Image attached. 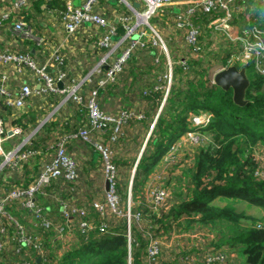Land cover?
I'll return each instance as SVG.
<instances>
[{
    "label": "trees",
    "instance_id": "trees-1",
    "mask_svg": "<svg viewBox=\"0 0 264 264\" xmlns=\"http://www.w3.org/2000/svg\"><path fill=\"white\" fill-rule=\"evenodd\" d=\"M216 4L217 7L211 11L198 7L191 16L190 21L195 26H199V36L195 44L188 41L186 36L182 38V46L186 49L182 53L184 56H179L176 53L174 43L171 45L169 40L166 39V42L163 38L164 44L168 43L172 51L170 54L163 52L164 58L161 63L164 64L158 67L160 73L153 76L158 83L151 84L149 89H145V94L143 91L139 93L146 101L147 109L144 113L138 114L131 108H123L118 111V115L123 110H128L131 113L120 127L118 126L116 129V123L110 122L106 129L99 132L93 126L86 106L88 96L95 87L98 88L97 100L102 109L99 96L101 97L105 91L114 89L112 85L122 75H125L123 81L130 79L131 83L135 84L140 82L141 78L151 74L152 66L149 64L147 65L149 69L140 73H136L138 71L136 67L130 66V69L126 67L129 61L131 64L135 60L137 62L139 54H136L135 51L137 49V52L139 51L138 47L131 50L130 56L123 63L121 70L116 72L113 81H109L104 87L98 86L97 83H84L83 91H81L82 102L68 99L71 102L70 108L56 113L52 119L47 120L39 128L20 149V151L32 150L34 154L26 160H19L20 166L17 169L18 165L12 164L14 169H22L26 171L27 175L19 176V179H15L13 182L8 179L10 181L6 183L7 179H5L6 188H2L6 191L21 187L27 188L29 184L35 183L45 166L50 164L57 155L58 142L67 135L85 128L93 132L90 135L93 142L70 138L66 143L67 154L73 158L76 157L68 150V147L71 149L75 142H81L86 146L87 143L96 145L94 142H98L107 147L108 155L117 167L113 177L116 180L115 187L121 207V201L123 198H127V183L131 176L130 170L133 167L135 169L134 184L132 185L134 198L137 191L138 194L141 191L139 186L143 184V177L150 174L163 161L165 154L167 158L171 155V157L180 158L178 152H184L181 144L189 139L186 138L189 137L187 132L201 133L199 131L201 128L203 133H214L212 135L215 142L205 140L200 144L188 142L196 146L193 152L194 163L190 171V184L185 190L189 194L178 192L174 199L170 200V191L163 188L167 193L168 204L173 201L170 203L168 211L164 212L162 205L155 208L154 206L158 202L154 197L150 205L144 206L142 210L138 209L141 207H131V213L128 216H123L117 210H113L108 203L109 185L105 190L104 199H97L106 204L107 209L104 213L95 209L93 201L90 206L74 203L71 190L83 183V177L87 180L91 172L87 163H84L86 154L83 153L84 150H80L76 153L79 159L74 158L76 175L73 178L65 177L63 170L62 175L52 178L36 192L35 202L41 208L43 222V224L37 225L44 228L42 230L43 238L42 232L39 234L31 232L20 219L19 213L30 215L33 219L36 217L33 209L25 207L19 200L7 206L11 218L0 214V223L5 227L12 225L17 240L15 243V241L5 238L4 230H0V264H145L144 254L149 244V237L161 234L159 227L164 229L163 232L172 233V225L175 223L176 228L186 229L193 225L194 229L198 227V230L203 228L213 230L215 236L218 234L219 241H211L210 244L215 246H220V243L226 244L227 247L235 249L238 254H242V256H237V264H264V217L257 220L252 219L250 212L243 211L247 206L252 205L264 209V175L260 173L258 164L254 162L252 157L255 156L251 151V146L257 141L264 144V73L259 72L253 62L247 64L242 62L251 83L247 90V103L237 104L234 102L231 88L226 90L208 77L207 69L213 62V58H219V54L213 50L205 55L204 45L200 42L203 33L217 32L221 41L228 40L230 46L235 44L227 50L226 57H223L222 61L225 63L223 66L226 67L230 63H234L241 67L239 64L242 63L237 60L241 55L242 41H247L249 35L251 36L254 25L258 26L260 22H264V0H217ZM175 8L178 9L177 6L165 5L163 9H170L172 13L180 11ZM226 12L230 13L228 22L238 24L240 27L238 29L240 38L236 40L230 38L225 29L209 26L212 19L222 14L225 15ZM175 14L172 15L173 19ZM159 19H161L159 15L153 17L152 21L156 28ZM173 23L178 30L184 32L189 27ZM158 30H160L159 27ZM118 31L125 32V27L121 24V29L118 27ZM161 32H165V28H162ZM133 36H137V34L135 33ZM261 36L264 37V32L261 33ZM147 39L144 44L139 45L140 49L153 55L154 47L157 49L158 47L150 39L146 42ZM196 45L199 47L197 48ZM236 48L240 50L237 53H235ZM12 49L29 52L38 63L36 54L31 52L27 46L24 49H20L18 46ZM106 68L107 66L102 69ZM168 70L169 74H167ZM163 73L165 74L161 76ZM157 75L159 76L157 77ZM167 77H172L170 84L167 83ZM161 83L165 85L160 87ZM165 89H169V91L166 93ZM55 94L57 93H48L50 97H54ZM0 102L1 105L5 104L3 97L0 98ZM190 110L198 115L206 114L207 121L202 123V127L193 124L187 129L186 119ZM109 115L118 116L114 113ZM154 120L151 134L136 165L135 162H137L136 159H138L137 156L142 147H140L141 141L139 143L138 138L143 137L145 131L146 133L149 131ZM27 122L31 123L32 127L27 125ZM13 123L28 132L35 126L36 119L28 117L17 119L15 117ZM136 135L137 137H135ZM215 144L218 146L214 147ZM96 147L98 146L96 145ZM169 149L170 153L167 154ZM99 154L103 158L102 153ZM34 158L37 160L38 166L32 174L27 169V162L30 163ZM245 164H248V168H245ZM255 170L260 173V176L254 175ZM88 171L89 174H86L85 172ZM213 172L216 173L213 174ZM103 174L105 181L108 182L104 168ZM152 175L156 177L158 183L162 180L158 179L156 174ZM160 187L158 185L155 188ZM55 204L57 205L56 209L54 208ZM123 206L126 210V201ZM81 209H83V213L79 212ZM73 216L75 218L72 220ZM196 216L198 217L196 218ZM131 218H134V221ZM82 221L92 223L93 226L90 229L84 228L81 226ZM17 223L25 226L28 233L39 236L41 247L43 246V249L46 250L45 255L36 253L41 248L37 246L33 247L36 251L32 250L30 253H27V250L24 251L25 246L29 245H22L18 240L17 226L15 225ZM128 226L132 228L130 238ZM170 228L172 229L170 230ZM134 229L136 231L133 234ZM59 236L62 237V241L72 242L66 246L64 251L56 245L51 248L54 238L56 237V242ZM76 242H80L79 247H75L72 251L69 250ZM189 250L190 247L186 250V245L183 246L178 242L175 250L165 253L162 245L161 259L164 260V264H173L176 257L177 264H186L182 257L188 254ZM60 254L63 257L57 259ZM11 260L15 262H11Z\"/></svg>",
    "mask_w": 264,
    "mask_h": 264
},
{
    "label": "built area",
    "instance_id": "built-area-1",
    "mask_svg": "<svg viewBox=\"0 0 264 264\" xmlns=\"http://www.w3.org/2000/svg\"><path fill=\"white\" fill-rule=\"evenodd\" d=\"M123 1L129 5H133V2H139V6L144 7L142 13L147 15V19L152 17L151 15L154 13H158L162 6L185 5V8H181L180 11L174 15V22L178 26H189L185 31V36L188 41L192 42L193 44L197 42L199 36V26H195L190 21L191 16L195 13L198 7H201L206 11H211L217 7V0H130L131 3H128L129 0ZM34 2L35 0H11L7 6L4 5L3 7L5 11L0 16V25L9 23L12 25L10 27L11 33H14V35L19 37L20 40L34 41L35 43L42 45L47 42V39L35 31L27 18L28 9H30ZM98 2L99 0H82L80 4H74L72 1H69L66 4L65 8L60 14H62V20L68 35L74 33L87 23L104 26L106 31L102 36L96 39L95 43L99 47H108L111 52H114L119 48L126 36H133L135 33L137 36H135V38L130 37L131 40L128 45L117 51L114 61L99 63L95 71L92 73L97 78L90 75L87 81H80L74 85H69L66 83L68 78L66 72L59 71L57 76L51 74L44 66H39L35 58L29 52H21L11 48L1 49L0 64L2 67L0 69V98L3 97L6 106L12 108H23L33 93L48 94L58 92L63 93L66 99H73L75 101L82 102L83 95L81 94V91H83L84 83H88L92 78H96V83L98 86L104 87L109 81H113L115 79L116 72L121 70L123 63L130 56L131 50H133L137 44L142 45L145 43V33L143 31L133 32V28H130L127 29V34H124V37L116 42L115 36L119 32L118 27L116 24H113L105 14L95 10V6ZM221 4L225 5L224 3ZM138 9L135 10L137 13L139 12ZM229 17L230 13L228 12H226L225 15L222 14L220 16H216L215 19L211 20L209 26L213 25L216 28H223L225 31H227V34L230 30L235 29L237 33L236 38H240L238 34V29L240 27L238 24L228 22ZM120 19L123 23L128 22V17H125V15H121ZM253 27L254 28L251 36L249 35L247 41H242V62L245 64L253 62L257 70L261 73H264V37L261 36V33L264 32V22H260L258 26L254 25ZM196 47L198 48L199 46L196 45ZM53 57L59 63H63L64 61V56L58 48L56 49ZM103 63H106L107 65L105 70H103L102 68L104 67L101 66ZM27 70L30 71V75H32L34 79L31 81H24L21 87L16 91H14L15 89H11L9 86V80L13 72H16V74L21 73L22 75ZM60 82H62L61 86L59 85ZM35 83L37 85H35ZM97 96L98 88L95 87L88 96L86 104L93 126L97 129V131L102 132V129H106L110 122H115V126H117L116 129H118V126L120 127L121 123L126 120V117L131 112L128 110H123L121 111L120 115L112 117L100 108ZM200 116L202 117L204 115ZM206 121V117H204L203 120H195V122L198 124L206 123ZM6 133L7 130H5L3 119L0 116V147L1 143L8 138ZM70 138H80L85 141L93 142L91 141L89 131L85 128L75 131L59 141L57 155L50 162V164L45 166L35 183L29 184L27 188L21 187L8 189L0 198V214L9 216L11 218L7 206L16 200H19L25 207L33 209L35 213L34 216L36 217V219H34L35 222L37 224H43L41 218V208L38 207L35 202L37 199V190L43 184L50 182L52 178L62 175L63 170L64 176L69 179L76 175L75 159L67 154L66 151V143ZM94 143L98 146L103 154V168L107 177L106 180L108 181L109 185V189L107 191V201L113 210H117L123 216H128L130 212H126L125 209L119 206V196L115 187L116 180L113 177L116 173L117 167L108 155V148L101 143ZM21 147L22 145L20 144L14 149L12 148L11 150L1 151L0 154L4 156L6 164H18L19 160H26L34 154V151L32 150L20 151ZM261 174L264 175V171H261ZM154 189L155 200L158 202V204L154 207L156 208L158 205H162L164 208L163 211H168L171 205L167 202V193L162 188ZM92 204L95 209L97 208V210L101 211L102 213H104V211L107 209L106 204L100 202V200L93 201ZM79 212L83 213V209L79 210ZM15 225L17 226L18 240L22 245H34L39 248L41 247V242L38 235L28 233L25 226L23 227V225L19 223ZM44 226L46 225L44 224ZM81 226L90 229L93 225L92 223L82 221ZM187 229H190L191 232L196 233L203 232L202 229L198 230V227L194 229L193 225ZM101 230L104 231L105 229ZM128 236L129 238L131 237L130 230L128 232ZM162 239L163 238L161 235L156 234L149 237V244L144 254L145 264H162L163 259H161L160 253L161 246L163 245ZM198 246H195L194 250H196V252H190L186 255H183L182 259L186 264H232V260L221 259L220 255L226 251L231 256L233 255V257H235V261L238 256L236 250L229 247H227V250L223 248L221 252L215 250V248L219 246H215L214 244H211L210 246L211 251L210 249L206 250L204 246L203 247L205 251H201ZM206 251H209V253Z\"/></svg>",
    "mask_w": 264,
    "mask_h": 264
},
{
    "label": "rangeland",
    "instance_id": "rangeland-1",
    "mask_svg": "<svg viewBox=\"0 0 264 264\" xmlns=\"http://www.w3.org/2000/svg\"><path fill=\"white\" fill-rule=\"evenodd\" d=\"M118 1L121 3V7H122V10H124L123 13H124L125 17H128V22L126 23L125 32H120V33H125V35H126L128 32L127 29H130V28H133V32L143 31L145 33L144 39L149 38L150 41L154 45H156V47H158L159 50L154 47L155 52L153 55H150L148 52L146 53V51L144 49L139 48L138 52H137V50H138L137 49L135 51V53L139 54V58H138L137 62L135 60L133 62V64H131L129 61L126 65L127 69H130V66L136 67V69H138V71L136 73H140L143 70L149 69V67H147V65L149 64L152 66L151 74L147 77L141 78L140 82L138 81L135 84L131 83L130 79L123 81L125 75H122V77H120L119 80L117 79V82L114 85H112V86H114V89H112L111 91H105L104 93H102L101 97L99 96V101H100V104H101L103 111L105 113H108V114L114 113V115H118V111H120L123 108H131V109L135 110L138 114L140 112L144 113L145 110L147 109L146 101L141 95H139V93H141V91H143V93L145 94V92H144L145 89H149L151 84L158 83L153 78V76L156 73L157 74L160 73L158 67L162 66L164 64V63H161L162 58H164L163 52L165 51L167 54H170V51H172L171 47H169V44L168 43L164 44V42L167 39V40H169L171 45H172V43H174V49H175L176 53L179 56H184V54H182V53H184L186 49H185V47L182 46V38L185 36V32L183 30H178L175 27V25L173 23L174 19L172 16L173 13L171 12L170 9H163L165 6L163 8H161L163 10H160L159 13H154L153 15H151L153 17L154 16L156 17V15H159V17L161 18V19H159V22H158V25L156 28L155 25L153 24V21H152L153 17L148 18V19L146 17L141 18L138 16L137 12L135 11L136 9H138V7H133L134 8L133 9L131 5H130L131 7L130 6L128 7L126 5V3H123L124 2L123 0H122V2H121V0H116V2H118ZM128 3H131V1L129 0ZM175 9H177V8H175ZM138 10H139V12H143L144 7H141ZM158 27L160 28V30H158ZM162 28H165V32H161ZM210 34L209 33L208 34L203 33V36L201 35L202 37H200V42L202 45H204L205 55L208 54L209 52L213 51V50L219 54V58H216L218 60L213 58V62L211 63V65L207 69L208 77L210 78V80L211 79L214 80L215 73L224 67L223 65L225 63L222 61V59H223V57H226L227 50L230 47L234 46L235 44L230 46L228 40L221 41L219 36L217 35V32H213ZM228 34L234 40L237 39L236 38L237 33H236L235 29L230 30ZM122 35H124V34H122ZM158 35L160 36V38ZM130 37L132 38L133 36H128L124 44H126L127 42H130ZM163 38H165L164 39L165 41L163 40ZM120 39H122V38L117 37L115 41L117 42ZM148 41L149 40H146V42H148ZM210 42H212V43L210 44ZM121 48H119V50ZM238 51H240V50H238V48H236L235 53H237ZM241 53H242V50H241L240 54ZM157 59H159V60L156 61ZM229 59H232V58H229ZM237 61L242 63V56L241 55ZM230 64H234V63H230ZM242 64H239V65L245 66L244 64L243 65ZM164 74L165 73L161 74V76H163ZM167 74H169V70H168ZM158 76L159 75H157V77ZM168 78H169V82H168ZM171 82H172V77L171 78L167 77V83L170 84ZM117 84H119V85H117ZM162 85H165V84L161 83L160 87H162ZM157 88H159L158 85H157ZM165 91L167 93L169 91V89H165ZM204 117H205V114H204V116L201 117L200 115L195 113L193 110H190L188 112L187 119H186L187 120V129H189L193 124L199 126V124L196 123L195 120H203ZM154 122H155V120L153 121V124L150 126L149 131L147 133L145 131L144 136L138 138V142L140 143V141H141L140 147L141 146L143 147V145L145 143V139L147 138L148 134L149 133L151 134ZM43 123L44 122H41L38 126H41ZM13 130H15V129H13ZM20 131H21L20 128H18V132H20ZM199 131L201 133H197L196 135H194V132H192V131L187 132V135L189 137H186V138H189V139H187L186 141H184L181 144V147H182L184 152H178V153H180L179 154L180 158L171 157L172 155L169 156L168 159L160 162L158 164V166L152 172H150V174L148 173L147 175H145L143 177L144 178L143 184L141 186H139L141 191L139 192V194L137 191L134 198H133V191H132V185L134 184V176H135L134 167L130 170L131 176H129L128 183H127V198H123V200L121 201V207L123 209H124L123 204L125 205V201H126V205H127L126 212L129 211L131 213V207H133V208L141 207L138 209L142 210V209H144V206H149L151 201L155 197V194H154L155 189L154 188L158 185L161 186L160 188H162V189L167 188L170 191V200L172 198L174 199L175 194H177L178 192H181L185 195L189 194V192L185 191V190L187 189V186L190 184V171L193 168V163H194L193 162V157H194L193 152H194L196 146L191 145L188 142H194L195 144H200V142H202L204 140L207 142H215V138L212 135L214 133H203L201 128L199 129ZM89 133L91 135L93 132L89 131ZM14 134L17 135L18 133H14ZM135 137H137V135ZM6 141L7 140H4L1 143L0 153L2 150L7 151V150L12 149V148H10L9 145L6 146ZM15 144H17V142ZM263 145H264L263 143H261L260 141H257L254 145L251 146L252 147L251 151H252L253 155L255 156L252 158H253L254 162L258 164L260 173H261V171H264V147H263ZM216 146H218V145L215 144L214 147H216ZM142 147H141V149H142ZM68 150H69V152L71 151L76 156V157H74L76 159H79V157L77 156L76 153L80 150H84L83 153L86 154L85 161L88 162L89 166L91 165L90 161H94L92 163V165H95L97 167V168H94L92 170L93 175L89 176L88 179L86 180V181H88L89 179L91 180V188L84 191V194L80 192L82 194L80 196V198L83 197L84 202L87 201L88 199H93L92 201H95L97 199H104V193H103V189H102V187L104 186V174H103L104 160H103V158H101V156L99 154L101 152V150L98 147H96V145L87 143V146H86V145H83L81 142H75L74 145H72L71 149H70V147H68ZM135 150H137V149H135ZM139 155H140V153L137 156L138 160L141 157V155L140 156ZM1 157L4 158L3 155ZM17 165L18 166L16 167V169L20 166V164H17ZM134 166H135V164H134ZM7 168L9 170H11V172H12V175H13L12 180H13V178H17V174L14 172V165H12V164L8 165L7 164ZM245 168H248V164H245ZM233 170H235V169H233ZM11 172L9 173L10 178H11ZM153 173L158 176V179H160V178L162 179L159 183H158L156 177L152 175ZM215 173L216 172H213V174H215ZM260 173L257 170L254 171L255 176L256 175L260 176ZM19 174L24 175L25 173L21 169L18 173V176H19ZM132 175H133V178H132ZM82 182L83 183L85 182V177H83ZM170 203H173V201H171ZM243 211L244 212L250 211V213L252 214V219H259V218L264 217V209L260 208L259 206H257V207L254 206L253 208L246 207L245 209H243ZM197 217L198 216H196V218ZM131 220L134 221V218H131ZM129 230L132 231V228L128 226V232H129ZM202 230H203V232L196 233V232H191L190 229H187L186 231H184V234H183L181 239H179V238L173 239L170 237V238L165 239L164 241L170 245V251L171 252L173 250H175L178 242H180L183 246L186 245V250H188L190 247L189 253L190 252H196V250H194V249H195V246H198V245H199L198 248L201 249V251H205L204 247L206 250L210 249V251H211L210 242L211 241H219V237L217 236L218 234L216 236L213 235L214 234L213 230L211 231L207 228H203ZM135 231H136V229H134L133 234L135 233ZM131 235H132V233H131ZM71 243L72 242H70V241L65 242V240H63L64 246H69ZM223 248H225L227 250L226 244L220 243V246L215 248V250L222 252ZM206 252L209 253V251H206ZM237 255L242 256V254H237ZM179 258H181V257L179 256ZM220 258L232 260V264H236L235 257H233V255L231 256L226 251L223 252L222 255H220ZM11 262H15V261L11 260ZM241 264H243V263H241Z\"/></svg>",
    "mask_w": 264,
    "mask_h": 264
},
{
    "label": "crops",
    "instance_id": "crops-1",
    "mask_svg": "<svg viewBox=\"0 0 264 264\" xmlns=\"http://www.w3.org/2000/svg\"><path fill=\"white\" fill-rule=\"evenodd\" d=\"M11 0H0V16L5 11L3 8L4 5H8ZM72 1L74 4H80L82 0H36L30 9H28L27 12V18L28 21L31 23L35 31L41 35H43L47 42L44 44H37L34 41H27L23 42L20 40L19 37L14 35V33H11L10 27L11 24H3L0 25V49H6V48H13L17 47L20 49H24V47H28L31 52L35 53L38 59L39 65L44 66L47 71L53 73L54 75H58L59 71H64L67 73V84L74 85L77 82L80 81H87L90 77H96L93 73L95 71L96 67L99 65L100 62H112L116 58V53L119 50V48L124 47L128 45L129 42L126 44L125 41L128 36L125 37L123 40V45L121 44L119 48L111 52L108 47L102 46L99 47L96 45L95 41L98 37L102 36L103 33L106 31L104 26L101 25H95V24H85L81 28H79L74 33L68 35L64 23L62 20V14L61 11L65 8L66 4ZM122 2V0H121ZM123 3H126L125 1ZM134 3V2H133ZM126 5L129 7L130 5L126 3ZM132 8L135 7L134 5H131ZM130 6V7H131ZM140 7V6H139ZM178 10L181 8H185L184 5H177ZM97 11H100L101 13L105 14L108 19L114 24L116 23L117 26L121 29V24L123 27L126 28V23H123L120 19L121 15H124V10H122L121 3L116 0H99L97 5L95 6ZM128 10V9H127ZM177 11H174L173 14H175ZM179 12V11H178ZM248 17V16H247ZM118 32V34L115 36L116 38H122L124 35ZM135 38V36H133ZM131 40V39H130ZM119 41V40H118ZM140 44H137L135 48H140ZM59 49L63 56L64 61L63 63H59L54 59V53L56 49ZM122 49V48H121ZM120 49V50H121ZM105 68L106 63H103L101 65ZM2 65L0 64V69ZM97 78V77H96ZM96 78L91 79L88 83H96ZM1 79V75H0ZM34 77L30 75V71H25L22 75L21 73L13 72V74L10 76L9 80V86L11 89H15L14 91L18 90L22 83L27 80H32ZM35 85H37L35 83ZM60 85H62V82H60ZM38 87V86H36ZM71 102L68 101V99L65 98V95L63 93L55 94L54 97H50L47 93H33L29 99L26 105L23 108H12L8 107L5 104L1 105L0 102V115L3 119V124L5 130H7L8 138L6 139V146L9 145L10 148H14L18 145H25L30 138L34 136V134L39 130V128L46 123L47 120L52 119L56 113H59L62 110H67L70 108ZM48 113V114H47ZM47 116H46V115ZM46 116V117H45ZM21 118L26 119L33 118L36 119L35 126L31 128L28 132L25 130H22L21 127H18L15 123H13V119ZM41 122H44L41 126H38ZM27 125L32 127V124L27 122ZM18 128H20V132H18ZM15 129V130H13ZM14 133H18L15 135ZM37 136V135H36ZM17 142V144H15ZM38 151V150H37ZM42 153V151H38ZM0 155V196L4 195L6 189L5 185L8 181V179H11V182L15 181V179H19V176H22V174L18 173L20 170L14 169V172L17 174V178H13L12 180V172L7 168V164L5 162V159L1 157ZM168 159L167 155L165 154L164 160ZM94 161H90L91 165L89 166L88 162L87 166L90 168V174L89 171L85 172L86 174H89V176L93 175L92 170L94 168H97L95 165H92ZM83 163V164H84ZM97 165V164H96ZM28 170L33 174L34 171H36V167L38 166L37 160L34 158L30 163L27 162ZM89 170V169H88ZM11 172V178L10 173ZM24 173L27 175L26 171ZM83 175V174H82ZM5 179H7L5 183ZM104 178V183H105ZM4 185V187H1ZM91 188V180L88 181L85 180L84 183H80V185L75 186L74 190H71L72 196V202L79 203L85 206H90L93 199H88L84 202L83 197L80 198L84 194V191ZM103 193L105 195V190L107 189L106 183L102 187ZM81 192V193H80ZM53 195V194H52ZM39 199V198H38ZM255 205L247 206L253 208ZM257 207V206H256ZM55 209L57 208V205L55 204ZM250 212V211H249ZM20 219L28 226V229L31 230V232L34 233H40L44 228H42L40 225H37L35 220L30 215H24L19 213ZM75 216L71 217L73 220ZM260 219V218H259ZM257 220V219H256ZM202 224V223H201ZM176 225L173 224V232L166 233L163 232L164 229L162 227H159V232H161L162 236V243H163V252L169 253L170 245L166 243L164 240L167 238H179L181 239L184 231L187 230L180 227H175ZM0 230H4L5 238L15 241L16 235L15 230L13 226H4L2 223H0ZM12 228V230H10ZM170 228V230L172 229ZM214 235V234H213ZM41 236L43 238V232L41 233ZM59 239L55 242L56 237L54 238L52 242L51 248H54L56 245L59 249L65 250L66 246L63 245L62 237L59 236ZM68 240H65L67 242ZM45 243V241H44ZM80 242H76L69 250H73L75 247H79ZM34 245L25 246L27 250V253H30V251L34 250ZM36 251V250H34ZM37 254L40 255V253H43L45 255L46 250L43 249V246L36 251ZM63 256L60 254L59 258H62ZM176 257L174 258V263L177 264ZM173 263V264H174ZM164 264V260L162 262Z\"/></svg>",
    "mask_w": 264,
    "mask_h": 264
},
{
    "label": "water",
    "instance_id": "water-1",
    "mask_svg": "<svg viewBox=\"0 0 264 264\" xmlns=\"http://www.w3.org/2000/svg\"><path fill=\"white\" fill-rule=\"evenodd\" d=\"M133 5L135 7H138L139 2H134ZM214 82L226 90L231 88L233 90V99L235 103L240 104V105H244L247 103L248 101L247 90L250 86L251 80L247 74V70L245 66L239 67L236 64H230L226 67H223L222 69H220L219 71L215 73ZM149 136H150V133L148 134L145 140V143L141 149L140 155H142L143 153L145 144L147 143ZM138 161L139 160L137 159L136 165ZM136 165H135V168H136ZM132 178H133V175H132ZM106 187H108V182H106Z\"/></svg>",
    "mask_w": 264,
    "mask_h": 264
},
{
    "label": "bare ground",
    "instance_id": "bare-ground-1",
    "mask_svg": "<svg viewBox=\"0 0 264 264\" xmlns=\"http://www.w3.org/2000/svg\"><path fill=\"white\" fill-rule=\"evenodd\" d=\"M137 14H138V16L141 17V18H145V17L147 18V15L144 14V13H142V12H138Z\"/></svg>",
    "mask_w": 264,
    "mask_h": 264
},
{
    "label": "clouds",
    "instance_id": "clouds-1",
    "mask_svg": "<svg viewBox=\"0 0 264 264\" xmlns=\"http://www.w3.org/2000/svg\"><path fill=\"white\" fill-rule=\"evenodd\" d=\"M199 126L202 127L203 125H202V124H199ZM168 153H170V149L167 150V154H168ZM129 227H131V226H129ZM130 232H131V231H130Z\"/></svg>",
    "mask_w": 264,
    "mask_h": 264
}]
</instances>
